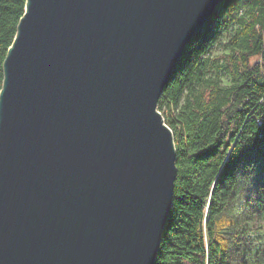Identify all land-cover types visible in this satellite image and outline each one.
Segmentation results:
<instances>
[{"label":"water","instance_id":"water-1","mask_svg":"<svg viewBox=\"0 0 264 264\" xmlns=\"http://www.w3.org/2000/svg\"><path fill=\"white\" fill-rule=\"evenodd\" d=\"M224 0H26L0 91V264H154L178 174L158 104Z\"/></svg>","mask_w":264,"mask_h":264},{"label":"trees","instance_id":"trees-1","mask_svg":"<svg viewBox=\"0 0 264 264\" xmlns=\"http://www.w3.org/2000/svg\"><path fill=\"white\" fill-rule=\"evenodd\" d=\"M25 9L0 0V91ZM158 107L175 133L178 174L154 264H264V0L218 5Z\"/></svg>","mask_w":264,"mask_h":264},{"label":"rangeland","instance_id":"rangeland-1","mask_svg":"<svg viewBox=\"0 0 264 264\" xmlns=\"http://www.w3.org/2000/svg\"><path fill=\"white\" fill-rule=\"evenodd\" d=\"M224 49H225V47L224 46H216L215 47V49H214V54H219V53H222V52H224ZM224 81L226 82V83H230V77L229 76H225L224 77Z\"/></svg>","mask_w":264,"mask_h":264}]
</instances>
